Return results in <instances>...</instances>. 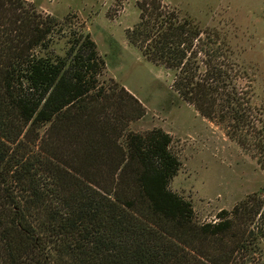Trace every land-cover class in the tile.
I'll list each match as a JSON object with an SVG mask.
<instances>
[{
  "label": "trees",
  "instance_id": "obj_1",
  "mask_svg": "<svg viewBox=\"0 0 264 264\" xmlns=\"http://www.w3.org/2000/svg\"><path fill=\"white\" fill-rule=\"evenodd\" d=\"M126 32L204 118L264 170V113L231 34L164 0ZM28 0H0V264H262L264 189L210 222L170 189L181 162L89 33ZM62 42L64 43L61 46Z\"/></svg>",
  "mask_w": 264,
  "mask_h": 264
},
{
  "label": "rangeland",
  "instance_id": "obj_2",
  "mask_svg": "<svg viewBox=\"0 0 264 264\" xmlns=\"http://www.w3.org/2000/svg\"><path fill=\"white\" fill-rule=\"evenodd\" d=\"M28 1L69 28L91 35L105 61L100 80L125 87L146 109L142 119L130 124L133 132L162 129L172 137L171 149L181 168L170 189L192 202L199 222L214 220L221 210L231 211L264 189V170L252 153L183 101L173 88V74L147 62L128 42L127 30L139 22V0ZM164 2L203 26L231 34L237 54L254 77V104L264 113V0Z\"/></svg>",
  "mask_w": 264,
  "mask_h": 264
}]
</instances>
